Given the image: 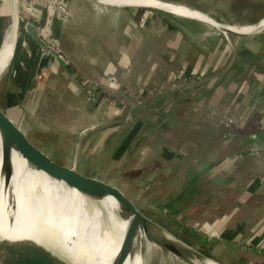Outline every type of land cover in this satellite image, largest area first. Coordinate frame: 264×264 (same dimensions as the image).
<instances>
[{
  "label": "rangeland",
  "instance_id": "obj_1",
  "mask_svg": "<svg viewBox=\"0 0 264 264\" xmlns=\"http://www.w3.org/2000/svg\"><path fill=\"white\" fill-rule=\"evenodd\" d=\"M173 1L195 7L220 23L252 26L264 16V0ZM37 2H39L38 6L57 9L56 19L62 21L67 28L63 42L52 30L55 20L49 19L51 14L47 13L48 18L43 19V11L35 14L34 21L32 19L30 21L23 12L25 8L29 10L32 8L27 0H19L22 19L25 24L31 25L30 27L45 44L49 43L57 47L59 54L65 57L62 62L65 64L68 62L69 68H74L75 65L72 52L77 56H85L87 53L91 55L94 52L90 47L87 48L84 44L78 43L79 40L76 38L77 31L81 28L76 23L82 18L83 21L90 18V8L95 7L100 11H108L110 16L123 11L128 25L133 27L135 24L137 31L133 39L127 36V45L136 43V46L139 44L141 46L138 58L140 60L137 61L135 70L142 73L152 71L158 84L155 90L163 95L187 88L192 83L203 79L207 81L216 77V74H220L218 70L222 72L226 66L229 67L237 60L235 51H238V47L246 37L264 33V30H261L259 33H251L247 36L226 35L219 28L208 23L158 8H149V6L103 7L87 0H37ZM12 7L11 1L0 0V47L12 23ZM82 10H84L83 13ZM168 15L169 23L164 19ZM110 18L105 16L102 19L103 29H97V31L103 32L99 35L102 36L107 30L110 31L116 27V25L113 26ZM21 27L23 30L21 29L19 33L17 61L24 57L22 45L29 37V31L24 28V25ZM44 34L47 40L43 38ZM126 35L130 36L128 33ZM221 40L224 49L228 51V60L219 68L218 66L214 68L218 63L214 57L216 54H214V49ZM82 41H85L84 38ZM34 46L32 44L31 47ZM95 47H101V45ZM85 48L88 50L86 51ZM33 51L34 55L30 63L36 66L40 64L41 58L46 56L47 51L40 44ZM98 52L103 53V51ZM11 63H14V59ZM223 63L222 61L221 64ZM62 66H56L54 76L66 70ZM188 67L191 68L189 72L191 77L190 81L186 82ZM7 71L0 75L2 102L9 101L13 102V107L18 106L17 108L20 109L18 116L19 120H22L20 121L22 127L46 152H50L53 157L57 158L59 156L53 155L56 147L55 152L63 155L69 154L72 150L69 146L76 144L74 136H65L67 132L61 131L52 118L43 119L44 115H42V118L38 120L33 116L35 112L38 113V93L34 91L12 92L8 86ZM181 74L182 77H180ZM242 76L244 81L234 90L236 95L225 88L210 90L211 87H208V90L203 92L202 86L189 92V101L184 102L179 110L169 112V118L166 117L167 121L163 120L162 123H158L157 126L160 127L158 135H154L145 144L139 146L140 151L143 150V155L140 151L136 153L128 162L125 171L119 168L108 171L111 166L109 159L112 151L115 150L114 146L119 144L120 139H123L125 135H113L108 139L110 145L103 148L95 147V150L86 151L85 155L79 156V169L86 175L120 187L127 196L142 205L144 213L155 222L163 221L165 217L160 213L163 211L171 218L170 232L179 231L182 237L191 233L194 236L201 235L203 238L218 239L222 244L214 246L215 248L211 246V243L203 245L200 242H195L192 246L199 251L202 250V246H205L213 252L216 259H221L224 264H264V254L237 249L234 245L252 247L248 244L250 240L248 235H236L235 233L240 228L243 230L248 228L249 233L259 232L260 236H263L259 238L258 246L256 248L253 246V248L264 251V233L261 235L264 231V151L255 148L254 144L248 141L249 134L264 131V104L255 102L254 92L246 96L245 91L249 84L246 85L245 80L250 79V75L242 73ZM61 81V79L58 80L56 88L58 91L53 90L55 92H52L58 97L64 94L62 92L64 87L60 85ZM140 88H143L142 85L131 94L126 93L120 97L108 98L109 101L106 100L104 103L105 107H115L118 104H123L125 108L130 107L131 104L141 100ZM85 91L90 100L95 96L92 88L85 89ZM61 103L65 105L64 102ZM21 106H23L22 109ZM236 130H242L237 138L234 137L230 142L224 139ZM217 148L218 154L215 152ZM169 153L175 156L170 159ZM65 157L60 156V158ZM219 160L223 162V170L230 177L233 176L231 179L234 181H210L206 177H212L214 174L207 173L206 177L199 178L189 185L199 168L205 164H216ZM236 178L251 180V187H247V183L243 181L242 184L235 185ZM188 187L193 188L192 192H187ZM181 194L188 196V199L179 201ZM174 221L178 223L175 224ZM184 227L188 228V232L183 229ZM182 237L179 238L184 240ZM233 237L238 238V241L229 243L228 240H224ZM193 240L196 239L193 237ZM238 250L246 252L247 262L241 261ZM160 254L163 255L162 252ZM160 254H157L159 259H156L152 256L150 258L146 253L144 264H168Z\"/></svg>",
  "mask_w": 264,
  "mask_h": 264
},
{
  "label": "crops",
  "instance_id": "obj_2",
  "mask_svg": "<svg viewBox=\"0 0 264 264\" xmlns=\"http://www.w3.org/2000/svg\"><path fill=\"white\" fill-rule=\"evenodd\" d=\"M8 1H11V5L13 6V0ZM77 4L78 3H75V5ZM30 6H32L30 10L25 8V11H23L29 17L30 21L31 19L32 21H34L33 17H35V14L37 13L40 14L44 11L43 19L48 18L47 13L51 14L52 16H50L51 18L49 17V19H52V21L55 20V24L52 26V30L58 37V39L63 42V38L65 36L67 28H65L62 21L56 19L57 9H48V7H42L38 5ZM90 10L91 16L88 20L83 21L82 18L81 21H78L76 23L77 26H81L79 30L78 27H76V30H78V36L76 38L79 40L78 43L84 44L87 48L90 47L94 51L93 54L89 55L87 53L85 56H77L72 52V58L75 61V65L74 68L70 67L71 69L68 67L70 66L68 62L67 64H65L60 58H54L53 56H50L48 54H46L44 58H41L40 64L33 66L30 63L32 56L34 55L33 49L38 48L39 43L29 33V37L26 38V41L24 40L22 45V50H24V57H21L19 61H17L16 57L14 63L8 68V71L6 73L9 84L8 86L12 92L34 91L38 93V113L35 112V115L31 113L33 116H35L38 120L42 118V115H44L43 119L46 118L48 120L49 118L50 120V118H52L54 123L59 127L61 131L67 132L65 136H74V141H76V144H72L71 146H69L72 149L69 154L63 155L55 152L57 150L56 147L54 148V152L53 150L52 152L56 157L59 156L57 157L59 158L58 161L62 163H67L69 165L75 163L79 171V156L82 157L83 155H85L86 151L95 150V147L103 148L110 145V143H108V139L111 136L125 135V137H127L129 131L135 128L136 125L140 122L146 123L153 120L155 121L154 123H156L155 125H158V123H162L163 120L167 121L166 117L168 116L169 118V113L166 112L168 111L161 110V112L158 113V116L160 117H158L157 115L152 116L151 113L153 112L150 113V110L157 98H164L169 94L173 95V92L165 93L164 95L156 92L155 87L158 86V84L156 79H154L153 77L154 73L152 71L142 73L135 70L137 61L140 60L138 58L140 56L141 46H139L140 44L136 46V43H134V45H132L133 43L127 45V36L129 37V39H133L136 36L137 31L135 24L133 27H130L128 25V23L124 19L125 15L123 11H118L115 14L111 15L113 16L111 17L108 11H100V9L98 10L95 7L94 9L90 8ZM83 12L84 10H82V13ZM86 12L90 13L87 10ZM105 16L108 18L111 17L110 19L112 20V24L113 26L116 25V27L113 28L114 30L110 29V31H104L105 34L101 36L99 35V33H102L103 31H97V29H103L102 19H104ZM126 33L130 34V36L126 35ZM259 36H261V38L258 39V41L262 40L261 44L263 45L260 52L261 54H263L264 33L257 36L251 35L249 37H246L245 41L247 40V42L251 46H254V40H257ZM43 38L46 39L45 34ZM82 38H84L85 41H82ZM213 41L216 40L213 39ZM32 44H34L35 46L31 47ZM97 45H101V47H95ZM87 48H85L86 51L88 50ZM246 48L248 56L245 57V62L250 64L251 61L255 59L258 51L251 50L248 47ZM98 51H103V53H100ZM214 54L215 60L218 62L217 65L214 66V68L217 66L219 68L221 65H224L227 62L228 51H226V48L224 49L222 40L214 49ZM222 61L224 62L223 64H221ZM57 65H63L66 70H63L58 75L54 76L55 68ZM211 66L213 65L211 64ZM189 70L191 71L190 67H188L186 71V82L190 81L191 74H189ZM51 73H53V75H51ZM243 73H248L250 75V79L245 77L246 85L249 84L247 91H245L246 96H249L250 94L252 95V93L254 92L255 102H262L261 104H264V68L256 69L253 66H249L247 71ZM173 77H176V75L174 74ZM180 77H182V74L180 75ZM59 79L62 80L60 85L64 87V90L62 91L64 92V94L61 92L62 94H60L58 97L52 94V92H55L53 90H56V92L58 91L56 88L58 86L57 84ZM243 81L244 78L238 84H234L233 86H231L227 91H232L233 94L236 95L234 90ZM141 85L143 87L140 88L141 100L137 103L131 104V106L128 108L122 106L123 104H120L119 106L117 105L115 107L109 106L106 108V104L104 105V103H102V100L104 98H113V96L120 97V95H124L126 93L131 94V92L137 90V88ZM89 86L95 93V96L92 97L91 100L87 97L85 91V89H90ZM189 89L190 88H184L182 93L178 94V96L176 97V99L174 100L175 110H179L184 102L189 101V92L192 91ZM180 98L183 99L180 100ZM187 98L188 100L186 101ZM61 102H64L65 105H63ZM10 107L12 108L13 105H11ZM17 107L18 106H14L12 108V112L15 119L21 124L20 121L22 120H19L18 116V110L20 109ZM22 108L23 106H21V109ZM100 108L101 110H99ZM32 109L34 111L35 107L33 106ZM158 128L159 126H156V129L149 134L151 136L148 139H151L156 134L158 135ZM241 131L242 130H236L234 131V133L229 134L232 135V137L229 139V142L233 140L234 137L237 138ZM125 137L123 139L121 138L120 143L114 146L115 150L112 151L111 158L109 159L111 166L108 168V171L112 167L113 158L117 153L118 148L122 144L121 142L124 141ZM62 140L65 141V139ZM139 151L140 148L136 153L138 154ZM140 152H142L141 155H143V150H141ZM215 152L216 154H218V148L217 150H215ZM48 153L51 154L50 152ZM60 156L66 157L60 158ZM222 164L223 162L218 166L217 169H215V173L226 172L223 170L224 165ZM231 181L234 180L231 179ZM244 182L247 183V187H251V180L245 179ZM239 184L242 183H239V180L237 179V181H235V185L238 186ZM248 231V228L247 230H243V228H240L235 233L236 235H248L250 239L248 241V244L256 248L258 246L257 243L259 241V238L263 236H260L259 232L253 233L254 231H252L251 233H249ZM263 233L264 231L261 232V235ZM233 240L238 241V238L235 237Z\"/></svg>",
  "mask_w": 264,
  "mask_h": 264
},
{
  "label": "bare ground",
  "instance_id": "obj_3",
  "mask_svg": "<svg viewBox=\"0 0 264 264\" xmlns=\"http://www.w3.org/2000/svg\"><path fill=\"white\" fill-rule=\"evenodd\" d=\"M105 2L159 8L197 21L211 22L219 28L239 33H259L264 30V21L258 27L238 23L217 24L204 14L158 0H105ZM17 4L18 1L13 0L12 23L10 22L11 25L4 37L5 44L0 50V75L11 59L14 49L18 47L15 11ZM13 157L14 192L11 209L13 224L11 226L8 222L9 211L6 210L8 202L6 199L4 201L5 184L0 179L1 239L36 240L50 253L68 257L71 264H114L122 243L126 242L132 245L134 254L129 256L124 264H144L146 253L150 258L152 256L159 259L157 254L160 252L168 264H217L213 261L201 263L185 254L160 246L146 231L170 242L162 229L134 213V217L143 224L142 229L136 227L126 216L123 202L112 191L103 189L99 198L95 199L30 165L18 152L15 151ZM2 161L0 140V171Z\"/></svg>",
  "mask_w": 264,
  "mask_h": 264
},
{
  "label": "water",
  "instance_id": "obj_4",
  "mask_svg": "<svg viewBox=\"0 0 264 264\" xmlns=\"http://www.w3.org/2000/svg\"><path fill=\"white\" fill-rule=\"evenodd\" d=\"M18 4L15 6V11L17 13V22H16V34L17 36L20 33L21 26L24 25V28H26L30 35L37 40V42L43 47V43L37 36V34L33 31V29L30 27L31 25H27L24 23L21 11L19 7V0ZM91 3H96L99 6H111V7H126V4H111L108 2H105V0H87ZM162 3L171 4V5H179L186 7L187 9L191 11H196L201 14H204L210 18V20H213L217 24V20L213 19L208 14H205L203 11L188 6L187 4L176 2L173 0H158ZM16 4V3H15ZM131 7V6H128ZM159 9V8H158ZM162 10V9H160ZM164 11V10H163ZM166 17V16H165ZM201 21V20H199ZM264 21V16L258 21L255 22L252 26L258 27L262 22ZM208 23L212 26H216L215 24L207 21H201ZM26 25V26H25ZM224 34H231L236 35L237 37L239 35L241 36H247L251 33H239L232 31L230 29H222L219 28ZM253 33V32H252ZM5 44V38L4 41L0 47H3ZM17 50V46L13 51V55L11 59L9 60L8 64L6 65L5 70L2 72V74L8 70V68L12 65V61L15 57ZM48 55L53 56L54 58H58L53 53H48ZM235 56L239 58L238 51H235ZM59 59V58H58ZM243 61H246L245 58H242ZM204 82V79L200 82L192 83L187 88L194 87L196 85H199ZM183 89H178L175 92H181ZM175 93L174 91H171ZM174 99V96L172 94H169L168 97H166L164 104L169 103ZM175 110L174 109L172 111ZM233 133V132H232ZM227 137V136H226ZM249 143L254 144V147L259 150H264V144H261L260 141L254 140V139H264V131L256 132L254 134L248 135ZM225 138V137H224ZM0 140L2 144V154H3V161L1 165V175L0 179L4 181L5 184V190H6V198L8 202V209L7 212V218L9 224L12 226L13 224V218L11 214L12 209V198H13V192H14V184H13V177H14V152H18L30 165L38 168L39 170L44 171L51 177L57 179L58 181L64 182L65 184L75 187L81 191H84L86 194H88L90 197L93 198H99V194L103 189L112 191L117 197L121 199L125 206V212L126 216L132 220V222L136 225V227H139L142 229L143 224L141 221L134 217V213H137L141 217L145 218L146 220L150 221V223H153L157 226H159L162 231L166 234L168 240L170 239V242L165 241L163 239H159V237H156L152 233L147 234L151 237V239L155 240L156 243H159L160 246L164 248H169V250H173L174 252H180L182 254H185L189 256L192 259H195L196 261H199L201 263H204L205 261H213L217 264H224L220 260H217L214 257H211L209 255H206L202 253L201 251L194 248L189 243L185 242L181 238L177 237L174 233L170 232L165 227L161 226L154 220H152L150 217H148L144 211L143 206L139 205L137 202L132 200L125 192L118 186L113 185L109 182H106L102 179L92 177L89 175L84 174L83 172L79 171L77 169L76 164H67L62 163L58 161L55 157H53L51 154L46 152L41 146H39L33 138L27 133V131L22 127V125L15 119L12 108L6 103L2 102L0 99ZM162 215H164L165 218H168L163 211H160ZM169 220L171 218L169 217ZM206 239H209L211 241H214V239L204 237ZM158 241V242H157ZM219 242V241H217ZM237 249H245L249 250L254 253H259L260 250H257L253 247H241L237 246ZM134 254V248L131 244L122 243L120 252L118 257L116 258L114 264H124L127 260V258ZM144 257V256H142ZM69 258L66 256H58L56 254L50 253L46 248L42 247L36 240H14L11 238L8 239H1L0 238V264H71L68 260Z\"/></svg>",
  "mask_w": 264,
  "mask_h": 264
},
{
  "label": "trees",
  "instance_id": "obj_5",
  "mask_svg": "<svg viewBox=\"0 0 264 264\" xmlns=\"http://www.w3.org/2000/svg\"><path fill=\"white\" fill-rule=\"evenodd\" d=\"M166 17L164 18L165 22L169 23V15L166 16ZM21 29L23 30V27H21ZM260 38H261V36H259L257 38V40L256 39L254 40L255 41V45L254 46H251L246 40L243 44H241L238 47L239 58H237V60L235 62H233L229 67L226 66L223 69L222 72L220 70H218L220 74H218V75L216 74V77L212 78L211 80L204 81L203 83H201L199 85L191 87L189 90H195V89H197L200 86H202L201 90L203 92L208 90V87H211L210 90L215 89V88L217 90L218 89H223V88L229 90L231 86L241 82V80L243 79L242 78V73L247 71L249 66H253L256 69L257 68H262L263 69L264 68V65H263L264 64V53L261 54V52H260V50L263 47V45L261 44L262 40L258 41V39H260ZM18 47H19V45H18ZM18 47H17V49H18ZM246 47L250 48L251 50L258 51L255 59H253L250 64L242 60V58H245L246 56H248V53L246 52V50H247ZM17 54H18V51L16 50L14 61L16 59ZM17 59H18V57H17ZM189 72H190V70H189ZM222 74H223V76H222ZM178 94H181V92L173 93L172 96H174V99L172 101H170L169 103H167V104H164V101H165L166 97L157 98L155 100V103H154L153 107L150 110V113L153 112V113H151L152 116H154V115L158 116V113L161 112V110L168 111V112L165 111L166 113L171 112L174 109V106H175L174 100L176 99ZM242 96H244V95L242 94ZM144 98H145V95H144ZM187 100H188V98L186 99V101ZM7 104L9 106H11V105H13V102L11 103V102L8 101ZM158 117H160V116H158ZM152 121H149V122H146V123L140 122L139 124L136 125L135 128H133V129H131L129 131L127 137H125L124 141L121 142L122 144L118 148L117 153L115 154V156L113 158V162H112L113 165L110 168L109 172L117 170L118 168L121 171H125L128 162L131 161V159H133V157L136 155V152H137L139 146H142L143 144H145V142L151 136L149 134L153 130L156 129L157 125H155L156 124V123H154L155 121H153V122ZM159 129H160V127L157 130H159ZM231 137H232V135H228L224 139L225 140H227V139L229 140ZM254 140H258V141H260L261 144H264V139H260V140L259 139H254ZM174 156L175 155H173L172 153H169V158L170 159H172ZM211 161H213V160H211ZM221 163H222V160H219V161L216 162V164L210 163L209 164L210 166L205 164L203 167L199 168L197 173L193 175L194 177H192V180L190 181L189 185H191L192 183L196 182V180L199 179V178L206 177L207 173H209V174L213 173L214 174L215 173V169H217L218 166ZM206 178L209 179L210 181H217V180H221V181H227L228 180V181H231V177L226 172H217L212 177H206ZM242 181L244 182L245 179L244 180H239V183H241ZM192 189H189V187H188V191L187 192H192ZM178 199L181 202L182 201H186V199H188V196H185L184 194H181ZM169 221L170 220H169V217H168V218H164L163 221H157V222L160 225H162L163 227H165L166 229L170 230ZM174 223L176 224L178 222L174 221ZM183 229L188 232V228L184 227ZM173 233L175 235H177L178 237H182V235L179 234V231H175L174 230ZM193 237L196 240H193ZM182 238L187 243H189L190 245H195V242H200V244H203V245L211 243V246H213V248H215L214 246L217 247V246H220L218 244H222L218 239H214V241H211L209 239L201 237V235L194 236L191 233H188V235L185 234ZM233 239H234V237L230 238V239H224V240L225 241L228 240V242L230 243ZM217 241H219V242H217ZM213 248H212V251H213ZM201 252L206 254V255H209L211 257L216 258L215 255L213 254V252L209 251L205 246L204 247L202 246ZM259 253L264 254V251H260ZM238 255H240L241 261L243 263L247 262L246 259H247L248 256H247L245 251L238 250ZM217 260L222 261L221 259H217Z\"/></svg>",
  "mask_w": 264,
  "mask_h": 264
},
{
  "label": "built area",
  "instance_id": "obj_6",
  "mask_svg": "<svg viewBox=\"0 0 264 264\" xmlns=\"http://www.w3.org/2000/svg\"><path fill=\"white\" fill-rule=\"evenodd\" d=\"M28 1V3L30 4V5H37V3H39V2H37V0H27ZM41 40V39H40ZM41 42L43 43V45H44V48H45V50L47 51V54L50 52V53H53V54H55L56 56H58L61 60H65V57L63 56V55H61V54H59V50L57 49V47L55 46V45H53V44H45V42L43 41V40H41ZM106 100H108V98H104L103 100H102V103H105V101ZM109 101V100H108ZM119 105V104H118Z\"/></svg>",
  "mask_w": 264,
  "mask_h": 264
},
{
  "label": "flooded vegetation",
  "instance_id": "obj_7",
  "mask_svg": "<svg viewBox=\"0 0 264 264\" xmlns=\"http://www.w3.org/2000/svg\"><path fill=\"white\" fill-rule=\"evenodd\" d=\"M232 241H235V240H232Z\"/></svg>",
  "mask_w": 264,
  "mask_h": 264
}]
</instances>
